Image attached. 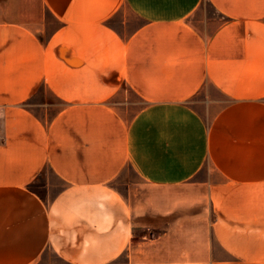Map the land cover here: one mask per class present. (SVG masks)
Here are the masks:
<instances>
[{"label":"crops","instance_id":"obj_1","mask_svg":"<svg viewBox=\"0 0 264 264\" xmlns=\"http://www.w3.org/2000/svg\"><path fill=\"white\" fill-rule=\"evenodd\" d=\"M207 161L264 177V0H0V264H264L262 197H199Z\"/></svg>","mask_w":264,"mask_h":264},{"label":"rangeland","instance_id":"obj_2","mask_svg":"<svg viewBox=\"0 0 264 264\" xmlns=\"http://www.w3.org/2000/svg\"><path fill=\"white\" fill-rule=\"evenodd\" d=\"M3 1L8 2L13 0ZM47 20L49 31H55L59 28L60 24L54 17L48 16ZM226 103L227 100L225 98L214 93L212 99L204 103L201 108L205 116L209 119L214 117ZM65 106V102L55 95L45 84L41 86L31 101L32 110L47 119H51ZM239 124L235 123L236 126ZM249 156L253 157V155ZM230 157L232 158V154ZM127 174L131 181H135L136 177L132 171L127 172ZM193 182L198 184L197 193L199 197H262L261 199L259 198L255 208L264 211V177L255 178L254 173L251 171L243 170L242 168L237 170V168L233 167H230L229 171L228 169L223 171L216 162L212 165L207 161L203 169L199 172V175L193 178ZM49 186H54V189L48 190ZM60 188V184L52 174L41 177L33 185L34 190L43 196H51V199ZM51 256L53 259H57L54 254Z\"/></svg>","mask_w":264,"mask_h":264}]
</instances>
